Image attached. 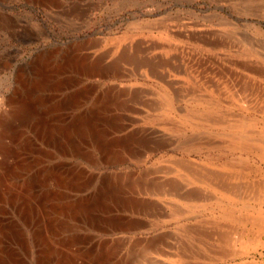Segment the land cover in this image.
<instances>
[{"label":"rangeland","instance_id":"rangeland-1","mask_svg":"<svg viewBox=\"0 0 264 264\" xmlns=\"http://www.w3.org/2000/svg\"><path fill=\"white\" fill-rule=\"evenodd\" d=\"M20 101L30 120L17 136L36 120L73 129L95 115L94 130H66L59 149L34 134L29 158L12 144L33 163L83 170L79 188L42 187L102 191L103 220L60 215L50 200L22 215L0 200V264H83L61 259L68 247L84 264L103 253L100 264L264 262L263 237L238 239L232 211L260 191L264 154L227 136L235 122L264 136V0H0V122ZM206 111L221 122L193 116ZM0 156L1 188L16 154ZM12 219L22 225L14 236ZM45 222L52 231L40 244Z\"/></svg>","mask_w":264,"mask_h":264},{"label":"bare ground","instance_id":"bare-ground-1","mask_svg":"<svg viewBox=\"0 0 264 264\" xmlns=\"http://www.w3.org/2000/svg\"><path fill=\"white\" fill-rule=\"evenodd\" d=\"M71 61H72V63H74L75 61L77 62L76 58H74L72 56V58L69 59V57H68V59L64 60V63H66V62L69 63ZM98 63L99 62L97 60H92L90 62V67H91L90 69L91 70L97 69L99 64H100V63L99 64ZM76 65H77V63H76ZM22 85L20 87H22ZM28 88H30V87H28ZM23 90H21L22 93L24 91L26 92V90H24V91ZM13 93L15 94L16 90ZM96 110H98V108H95L94 112H97ZM207 112L208 111L203 112V113H199V114H194L193 116L200 118V119H203V120H205V122H210V124L221 122L220 120L217 121V120L212 118V113H215V112H213V111H210L209 113H207ZM29 114H30V112L27 109V104L23 101H20L18 103H15V106L12 107L7 112V114L1 119V122H0V152L2 151L4 158L9 156L11 153L16 154V157L14 156L15 157L14 164L12 163L13 165L11 167H8L9 169L5 168L6 170L4 169V171H3L5 183H4L3 187L0 188V200L4 201V202H11L15 209L21 208L19 210L17 209L16 211L22 215H23V212L24 213L25 212L30 213V211H35V209H38L41 200H50V201H46V202L47 203L52 202L50 205L51 209L53 211L54 210L57 211V213L60 215H66L67 217L72 216V217H77V218L85 217V218H87L86 220H89V222L92 221V223L94 225H95V223L97 225L101 224L103 217L98 212V210H99L98 204H99L100 198H103V196H104L102 191L100 192V191H97L95 189L94 192L92 191L88 195L80 196L77 194H70L68 192L58 191V190L52 192L48 189L43 188L44 183L46 184L47 182H53L55 185H57L60 188H66V189H69V188L70 189H76L75 187L79 188L80 184L82 186L87 181L86 176H85V172L83 170L82 171L78 170L79 168L77 170H75L76 168H74V167L73 168L64 167L65 165L61 166L60 163H54V164H48L45 162L41 163L40 162L41 159L38 161L36 160L37 163L36 162L33 163L32 161L28 160L29 152L31 151L30 149L33 146V142H32L33 134L35 137H37V139L40 140V142L42 141L43 143H45L46 146H48L50 144V146H48V147L53 146V147H55V150H56V149H59L60 145L55 142V139L57 137L64 136L66 134L65 133L66 130L68 133L78 132L79 130H82L84 132L85 129L86 130L91 129L90 131L94 130L95 127H94V124H92V123H94V116L95 115H93V113H92V115L88 114L89 115L88 118H82L81 119V117H79L78 119L75 120L76 124L75 125L73 124L74 126L71 125V126H73L72 127L73 129H71L70 127H69L70 129L66 128L65 127L66 124L64 126H61V125L53 126L52 123H49V122L41 123V120L40 121L36 120L35 121L36 123L32 122L35 126H33V128L31 127L28 129L30 131L29 135L23 136L24 134L23 135L18 134L19 136H17L16 133L18 131L15 129V127H16V125H18V121L22 120L23 118L25 119V117L27 119H29L28 118ZM188 115H190V114H188ZM23 123H24V121H23ZM197 123L201 124V122H197ZM232 125H233L232 129L230 130V133L227 134V136H229V140L233 144H234V142H236L237 146L242 147V148H248L249 146L256 147L259 149L260 153L264 154V136L263 135L258 136V134L255 135L252 132L250 133L247 130H243V129H246V127H247V124L245 122H237V123L235 122ZM23 133H24V130H23ZM26 133H28V132L26 131ZM68 135H70V134H68ZM68 140H70V139H67L66 141H68ZM61 142H62V140H61ZM12 143L13 144L15 143L17 145V147L20 148V150H23L22 153H24L25 155H28V158L25 155L20 157V151L18 153L17 152L14 153ZM16 145H14L15 148H17ZM14 150H16V149H14ZM34 150L32 149V151H34ZM36 151L37 150H35V152ZM32 153H34V152H32ZM40 153L43 154L42 156L50 158V160H48V158H47V159H45V161L48 160V161L52 162L50 149L48 150L47 147H44L42 149V151H40ZM4 162H5V160H4ZM0 165H1V163H0ZM66 166H68V165H66ZM195 174L200 175V173L196 172V171H195ZM37 186L38 187L43 186V187L41 189L37 190V188H35ZM259 186H260V191H258V193H256L253 197L249 198L247 200V202L243 203L241 208L235 207V208H232V211L238 217V218H236V220H237L238 225H240V227L237 225V230H236L237 238L242 240V241L244 239V241H246L247 243H250V242L253 243V242H258V240L255 241L254 239H255V237L260 238L259 235H261V237H263L262 245H264V182H263V184H260ZM251 188H253V187H251ZM227 189H229V188H227ZM72 191H74V190H72ZM77 191H78V189H77ZM238 193H240V192H238ZM182 198H184V197H182ZM56 201H58V203L60 202V204L55 203ZM187 201H190V199L189 200L187 199ZM254 201L259 202V207H257V205H255ZM47 205H49V204H47ZM46 207L47 206L44 204V207L42 206V210H45ZM0 208L2 209V207H0ZM102 210H104V209L102 208ZM180 211H183V210L181 209ZM40 215H41V213H40ZM29 216L30 215H28V217ZM43 218H44V216H43ZM21 219H22V216H21ZM106 220H108V219H106ZM50 223H52V222L50 221ZM50 223L45 222L43 227H39V229H37L38 231H36L34 234L36 236L35 239L37 242H39V243L40 242H47V238L45 237V233L48 231H52V230L48 229V226L50 225ZM5 225H6V223L4 224V226ZM21 226L22 225L20 223L14 221L12 219L10 221V223L8 224V226L7 227L5 226L6 227L5 230L8 232V234H10L11 236H14L16 232L20 233L19 229L21 228ZM241 226H244V228ZM0 229H2L1 220H0ZM42 232L43 233L45 232V233L43 234ZM50 234H52V233H49V235ZM6 236H8V235H6ZM231 238H232V236H230V233H229L228 235H225L223 237L221 236L219 238V240L222 243H228V242H231ZM67 239H69V238H67ZM74 240H75V237H74ZM24 241H25V239H24ZM40 244H42V243H40ZM75 244H78V243H75ZM73 245H74V243H73ZM66 247H68V246H66ZM74 249L71 247L70 248L68 247V250L62 251L63 254H60L61 259H63L64 262L68 261L67 263H69L70 261L74 262L75 259L76 260L78 259L79 262H81L83 264L90 261V260H86L84 258L77 257L78 255H81V257L82 256L85 257V254L79 253V251L77 249L76 250H74ZM112 249L110 247L109 250H112ZM148 251L153 252L150 250H148ZM107 252H110V251H107ZM106 255L107 254H105V253L97 254L94 257V260H95L94 263L100 264V262L105 260ZM41 261H43V259ZM91 264H93V262ZM251 264H264V262H261V263L251 262Z\"/></svg>","mask_w":264,"mask_h":264}]
</instances>
